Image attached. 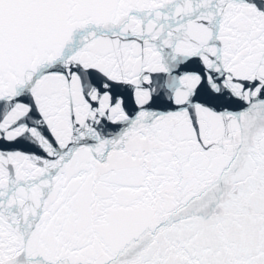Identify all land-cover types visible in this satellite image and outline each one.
<instances>
[{
    "label": "snow or ice",
    "instance_id": "snow-or-ice-1",
    "mask_svg": "<svg viewBox=\"0 0 264 264\" xmlns=\"http://www.w3.org/2000/svg\"><path fill=\"white\" fill-rule=\"evenodd\" d=\"M0 264H264V0H0Z\"/></svg>",
    "mask_w": 264,
    "mask_h": 264
}]
</instances>
